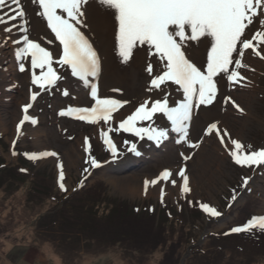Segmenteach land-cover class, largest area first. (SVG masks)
<instances>
[{"label":"rangeland","instance_id":"obj_1","mask_svg":"<svg viewBox=\"0 0 264 264\" xmlns=\"http://www.w3.org/2000/svg\"><path fill=\"white\" fill-rule=\"evenodd\" d=\"M23 4L31 23L30 38L44 37L46 43L50 35L46 22L36 16L38 9L29 0H23ZM11 8H15V5H11V0H8V5L0 10V15L5 12L11 15ZM12 23L18 24L19 21L9 22V26ZM88 23L90 27L85 30L86 34L102 59V71L97 77L90 78V81L97 84L101 97L131 100L133 103L126 105L117 114L126 115L135 104L153 95L146 90L149 78L144 71L151 57L146 59L144 46H141L132 60L127 64L121 62L115 51L117 25L114 17L98 3L89 7ZM3 27L0 25V41L6 35ZM11 35L18 38L20 33L14 28ZM1 47L8 55L5 60L0 59V138L3 140L0 143V154L5 160V166L12 169L13 173L0 175V264H264V257L241 256L231 247L229 239L224 240L233 234L223 235L231 227L243 223L247 210L249 213L264 215V175L257 177L253 171L240 169L232 163L214 135H204L207 125L218 121L220 128H226L233 138H238L245 145L250 144L254 149L264 147V61L255 56H246L250 69H255L244 70L248 86L229 87L226 79L221 78L213 104L194 109L193 117H196V121L190 123L188 140L190 143H199V147H190L185 142L177 143L179 134L170 132L169 138L160 145L146 140L137 141L141 153L137 156L123 144L124 139L133 137L124 133L119 136L111 134L120 155L115 159L110 156L97 172L90 170L91 175H88L83 172L87 158L83 140L89 137L92 150H106L99 138L100 126L88 125L73 117H62L59 112L69 106L85 107L94 103L90 89L61 69L66 79L59 81L51 91L40 93L29 109V115L37 123L25 122L17 138L16 131H12L23 117L22 112L13 126L19 104L22 111V105L30 102L25 96L26 92L39 89L31 84L28 61H24L28 70L24 73L19 71L20 62L11 54L16 46L9 42L4 47L0 42ZM208 48L210 38L195 45L190 49V54L196 62L203 63ZM174 88L172 86L169 89L172 92L170 101L181 98ZM65 89L69 92L68 96L62 94ZM113 89L120 91L114 92ZM227 96H231L244 111L236 110L230 102L225 104ZM219 118H222L221 121ZM225 119L227 124L223 121ZM156 123L170 128L166 119H157ZM14 139L16 156L11 155ZM43 146L45 148L41 149ZM72 147L78 149L81 158L71 166L66 161L63 164L65 183L69 188L67 197L75 194L71 189L79 191L73 203L61 210L55 209L54 215L47 216L54 205L48 200H35L31 197L32 190L43 193L53 190L58 179L57 163L51 157L30 161L26 167L23 166L26 172L18 171L25 178L23 180H19L15 168L19 166L22 151H55L64 159L65 153ZM201 147L204 152L198 154ZM181 153L190 159L185 160ZM179 167L186 168L192 191L182 197L178 186L162 185L165 188L163 204L177 206L180 201L183 203L186 212L183 217L184 228L171 224L166 227L160 225L155 231L142 230L140 234L131 228L128 230L129 236L140 237L142 240H134L132 243L122 244L110 237L108 212L117 206L130 204L142 207L151 203L160 209L163 204L160 203L159 187L149 186L145 194L144 181L155 178L165 168L175 172ZM242 175L254 177L249 184L254 187L256 195L250 198L247 191H243L237 202L228 208L231 189L240 184ZM84 176H87L84 186L88 185V188L81 189L79 182ZM21 181H24L23 184ZM113 181L121 188L131 185L136 191L123 194L115 189ZM188 200L193 201V204L190 205ZM197 202L211 203L224 215L213 220L204 214L199 216L196 213V208H199ZM137 222L134 221L135 224ZM171 234L174 235L173 240L169 238ZM101 245L108 248L98 254L96 249Z\"/></svg>","mask_w":264,"mask_h":264},{"label":"snow or ice","instance_id":"obj_2","mask_svg":"<svg viewBox=\"0 0 264 264\" xmlns=\"http://www.w3.org/2000/svg\"><path fill=\"white\" fill-rule=\"evenodd\" d=\"M38 9L36 16L46 22L50 35L46 39L30 38L31 23L27 17L23 0H11V15L5 12L0 15L3 25L2 44L15 45V59L19 61V71L24 73L26 64L30 63L31 84L39 91H31L30 102L22 105L23 117L16 125L17 138L25 122L36 124L35 118L29 115L33 102L37 101L41 92H49L56 88L59 81L66 77L60 70L67 71L71 77L90 89V97L94 103L85 107L61 109L62 117H73L88 125L100 126L99 138L113 159L120 153L113 135L129 134L134 139H124L127 150L139 156L137 141H150L156 145L169 138L170 132L178 133L177 143H189L190 147H199V143H190L189 127L193 119V111L200 106L212 105L219 88V79L224 78L229 87H247L248 77L244 70L250 66L246 56L258 57L264 61V0H29ZM93 3L110 11L117 25L115 33V51L122 63L127 64L135 56L136 50L144 46L147 57L151 60L144 71L148 75L147 92L153 95L135 104L126 115H117L131 100L112 97H101L98 86L90 81L101 71V58L93 46L86 29L88 9ZM8 5V0H0V10ZM19 21L18 24L9 22ZM17 28L18 38L11 34ZM203 38V39H202ZM210 38V48L206 50V61L198 63L190 54L195 45L204 43ZM195 42V44H193ZM55 45V47H51ZM255 71V69H250ZM250 82V81H249ZM174 90L181 98L170 101ZM114 92L120 91L113 89ZM68 96L65 89L62 93ZM231 103L236 110L244 109L231 97L224 103ZM166 119L170 128L159 126L157 119ZM219 122L209 123L205 136H215L226 155L234 165L243 170L253 172L264 169V147L253 149L238 138H233L226 128L218 127ZM71 139V137H69ZM84 152L87 154L83 172L91 175L90 169H99L102 163L92 155L89 137L83 140ZM16 140L12 141L11 155ZM29 161H38L48 157L57 158V185L61 192L67 193L64 165L59 162L55 151L24 153ZM181 156H184L181 153ZM184 159H190L184 156ZM21 172L27 169L21 168ZM179 177V181L177 180ZM87 176L79 182L84 187ZM252 175H242L240 184L231 189L227 207L231 208L243 191H251L248 187ZM162 185L179 187L182 197L191 193L189 177L185 167L175 172L170 168L163 169L155 178L145 179L144 191L149 186L159 187L160 203L163 204L165 188ZM239 189V190H238ZM73 188L71 191H76ZM191 205L193 201L188 200ZM202 214L209 220L220 218L224 213L211 203L197 202ZM154 210V209H151ZM171 215V213H169ZM264 233V215H255L239 226H233L224 232V236L232 234Z\"/></svg>","mask_w":264,"mask_h":264},{"label":"trees","instance_id":"obj_3","mask_svg":"<svg viewBox=\"0 0 264 264\" xmlns=\"http://www.w3.org/2000/svg\"><path fill=\"white\" fill-rule=\"evenodd\" d=\"M2 138H0V143L2 142ZM254 149V148H253ZM22 151V150H21ZM26 151H22V156L19 160V166L16 169L17 176L19 180H23L21 174L18 173V171L23 168V166H27L30 161L24 156V153ZM28 153V152H27ZM92 155L95 156L101 163H104L107 159L110 158V153L107 150H103L101 152L92 150ZM85 167H88L86 164ZM12 169H9L7 166H5V160L0 154V175L3 174H9L13 173L11 171ZM93 170L94 172H97V169H90ZM246 171H252V170H246ZM254 175L259 177L261 175H264V169H260L254 172ZM23 178V179H22ZM29 179V178H26ZM31 180V179H30ZM24 182V181H23ZM21 181V183L23 184ZM21 186V185H19ZM248 187L251 189V191H247V196L248 197H255L256 194H254L255 189L252 187L250 184ZM88 188V185H85L83 189ZM52 191H47V192H40L38 190H32V196L35 200H48L50 201L53 205L54 208L50 209V211L47 213V216L54 215L56 213L55 209L61 210V208L66 207V205H69L73 203L75 199V194L78 193V189L75 191V194L72 196H68V192L64 193L61 192L58 185L55 184L54 188H52ZM254 194V195H253ZM251 206V204H250ZM154 209V210H151ZM231 211V210H230ZM247 212V217L243 221L245 223L249 218L252 216H255L257 214L249 213V210ZM171 213V215H169ZM185 209L183 206V203L180 201V204L177 206H172V205H166L163 204L160 206V209L152 205L151 203L144 204L142 207L136 206V205H127V206H117L114 209L110 210L107 214V220L109 221L110 225V230L109 231V236L112 237L113 239L119 241L120 243H132L134 240L142 241L140 237H134V236H129V229L132 228L135 232L140 234L139 231H155L157 228L160 227V225L163 226H168L169 224L171 225H177L180 228H184L183 223H184V218L185 217ZM196 213L199 216H202V212L200 211L199 208H196ZM112 217L114 218L113 220ZM183 220V221H181ZM134 221H138L136 224ZM113 222V223H111ZM117 223V226L115 225ZM242 223V224H243ZM239 224V225H242ZM238 225V226H239ZM117 227V228H115ZM142 227V228H141ZM173 234L170 235V239L173 240ZM182 237V236H180ZM139 238V239H138ZM186 238V237H184ZM188 238V237H187ZM228 240L231 244V247L239 253L241 256H250L251 258L256 257H264V233H259L258 231H253L252 233H243V234H233L229 238H225L224 240ZM145 240V238L143 239ZM186 241V239H184ZM192 241V237L190 238V243ZM187 243V242H186ZM189 243V244H190ZM108 247H105V245H101L98 249H96V252L98 254H101L105 252V250ZM222 253L225 254L223 251ZM226 257V256H224ZM234 261V259H232Z\"/></svg>","mask_w":264,"mask_h":264},{"label":"bare ground","instance_id":"obj_4","mask_svg":"<svg viewBox=\"0 0 264 264\" xmlns=\"http://www.w3.org/2000/svg\"><path fill=\"white\" fill-rule=\"evenodd\" d=\"M37 34V33H36ZM35 34V35H36ZM33 36V35H32ZM11 54H12V57L14 56L15 57V55H14V51H12L11 52ZM98 54H99V56H100V58H101V55H100V53L98 52ZM8 54H7V52H5V49L3 48V47H1L0 48V59H2V60H5L6 59V56H7ZM101 71H102V59H101ZM90 78H92V77H90ZM93 79H95V78H93ZM222 84V83H221ZM25 96L28 98V100H29V97H30V93H28V92H26V94H25ZM21 105L19 104V107H18V110H17V112L15 113V117H16V121L14 120V124H13V126L15 125V123L18 121V119H19V117H20V115H21V113H22V111H21V107H20ZM207 112V111H206ZM207 119V118H206ZM210 119V118H209ZM221 119L222 118H219V120L221 121ZM196 121V117L194 118L193 117V119H192V121L190 122V123H194ZM224 121V123L225 124H227V120L225 119V120H223ZM222 124V123H221ZM221 126H223V125H221ZM5 127V126H4ZM218 127H220V124H218ZM6 131H8V129H6ZM15 131H16V129H15V126L13 127V133H15ZM45 147L43 146V147H41V149H44ZM200 151H199V153L198 154H202V152H204V148L202 149V147L199 149ZM48 151V150H47ZM81 158V155L79 154V151H78V149H76L75 147H72L71 149H69L66 153H65V155H64V159H61V157H59V162H62L63 164L65 163V161H66V164H68L69 166H71L72 164H74V162L76 161V160H78V159H80ZM51 159H53L56 163H57V158H54V157H51ZM112 185L115 187V189H119L120 190V192L121 193H123V194H129V192H131V193H134V190L136 191V189H135V187H133V186H131V185H128L127 184V186H126V188H121L120 186H119V184L117 183V182H115V181H113L112 182ZM166 186V185H165Z\"/></svg>","mask_w":264,"mask_h":264}]
</instances>
